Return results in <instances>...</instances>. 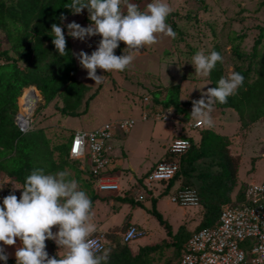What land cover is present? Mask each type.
Listing matches in <instances>:
<instances>
[{"label":"trees","instance_id":"1","mask_svg":"<svg viewBox=\"0 0 264 264\" xmlns=\"http://www.w3.org/2000/svg\"><path fill=\"white\" fill-rule=\"evenodd\" d=\"M150 1L152 0H136V4L141 8V4ZM203 1L199 0V2ZM69 3L71 0H0V32L4 33L10 43L9 48L0 49V173L3 172L6 178H12L20 183L21 188L25 178L34 168H43L46 174H51L60 169L63 171L66 166L71 165L77 179L90 180L91 184L96 183V178L89 166H83L82 159L72 158L70 155L76 130L67 127L72 129L71 138L68 140L67 135L61 139L59 138L61 128L52 127V124L36 128L31 116L30 127L26 132H22L16 119L19 112L18 97L22 95L24 89L31 86L36 87L40 93L39 98L44 106L43 113L47 107H51L60 112L59 114L63 117H78L85 114L90 101L101 88L98 86L95 91L90 92V87L77 77L78 60L72 52L78 51H74L64 22L59 19L61 14L66 17L72 14L64 7ZM84 13V21L89 24L86 9ZM173 14L175 12H171L166 22H170ZM176 14L180 16V12ZM53 23L61 24L65 32L68 53L64 56L58 54L52 43L51 35L54 34L51 32V25ZM170 23L174 29H179L176 22ZM257 29L259 33L251 52L241 53L233 49L237 58L246 63L244 69L238 68L236 71L245 77L243 87L236 95L228 97L227 103L215 104L220 108L235 109L239 113L243 127L245 125L243 110L250 111L249 117L252 122L264 118V26L257 25ZM243 36L237 35L236 39ZM123 48L124 43L120 42V46L115 51L121 52ZM212 50L223 56L219 44L214 45ZM222 76H224V64L218 62L209 75L212 87H216L217 81ZM181 85L182 83H176L155 91L153 104L159 103L166 109L174 107L177 111H181L178 109L182 107V109L189 108L192 101L180 100ZM21 101L24 105V93ZM240 103L246 107L240 106ZM62 127L66 129L65 126ZM230 143L229 136L217 133L210 128L204 129L199 146L193 144L188 152L180 157V168L174 177L163 180L167 182L166 189L178 184L181 188L197 191L200 198L198 206H202L203 215L193 230L183 223L174 231L157 209L156 198L151 196L153 206L147 210L151 209L150 212L165 226L167 237L156 243L134 247L124 242L119 235L122 229H126L131 224L129 221L123 223V226H112L106 233L97 232V234L105 233L107 238L108 244L104 250H110L108 264H172L173 261V264H176L193 233L203 227L212 226L218 220L222 205L227 203L236 205L243 200L249 185L247 182L241 185L234 199L231 195L237 185L239 160L230 153ZM218 150H221L219 156L209 155ZM171 158L174 159V156L171 155ZM110 163L111 161L108 162L107 167ZM139 180L141 183H138L143 186L142 179ZM143 189L145 193L149 192L144 186ZM129 190L126 195L119 196L120 200L129 202L132 206L142 207V201L136 200L134 193L129 195ZM88 196L93 204L97 194L91 193ZM138 227L141 228L139 225ZM50 257L59 258L63 255L55 251ZM0 264L5 262L0 260ZM7 264H16V259L8 258Z\"/></svg>","mask_w":264,"mask_h":264},{"label":"rangeland","instance_id":"2","mask_svg":"<svg viewBox=\"0 0 264 264\" xmlns=\"http://www.w3.org/2000/svg\"><path fill=\"white\" fill-rule=\"evenodd\" d=\"M131 2L136 3V0H131ZM151 2L153 0L149 3ZM166 2L172 7V12H175V14L171 15L170 22H176L179 28L176 30L171 26L170 22H167L177 33L175 39L164 34H157L158 42L153 45H146L143 50H146L147 53L137 54L134 62L123 72L111 71L104 73L103 70L97 69V74L102 75V82L99 84H96L88 78L87 70L82 69L79 63L77 64L79 66L77 77L90 87V92L95 91L98 86H101L98 94L91 102V108L87 116L80 115L77 118L70 116L63 117L60 115L59 118H55L54 115L57 112L51 107H47L44 111L45 113H43L44 106L41 100L30 115L33 117L36 128H42L52 124V127L56 126L61 128L59 138L62 139L68 135V140L71 138L72 129H65L60 124H65L70 128L90 130L112 120L126 118H133L135 120L133 128L124 137H128L127 140L120 142L121 145L116 148L123 155L121 159H114L113 152L115 149L108 152L111 163L123 161V167L118 166L116 170L108 172L119 179L122 185L119 190L102 191L97 187L96 183L93 182L91 184L90 180L86 181L83 179V184V180L76 178L72 165L66 166L64 169L69 171L72 178L78 181L80 189L86 191L88 195L91 193L97 194V198L92 204L90 216L95 219L102 218L106 214H109L111 208L114 207L115 211L112 212V217H108V219L123 221L124 216H130L133 219H138L140 224L147 227L148 232L144 237L130 243L134 247L161 241L167 237L166 228L150 212L151 209L147 210V208L151 207V199L141 200L142 207H144L143 209L136 210L137 206H132L129 202H126L125 206L120 207L119 196L126 195L129 189H143V186L139 184L141 180H137L141 176L142 183L146 189L151 190L147 171L159 157L168 153L167 148H163L164 143H170L175 138L183 137L182 132L184 134L185 132L188 133V126L184 125V123L189 120H195L190 116L191 109L188 107L182 110L183 116H180L176 120L164 118V114L161 112L151 113L153 110L150 112L149 108H151V100L154 101L153 99L156 95L154 92L172 84L182 83L181 81L184 80L182 90L184 98L190 101L200 99L201 88L206 91L207 88L212 87V83L209 80V76L204 77L195 73V69L190 63L192 56L197 51H204L205 54H208L214 45L219 44L223 52L224 76L226 77L231 71H237L238 68L244 69L246 67V63H243L237 58L233 49L235 48L241 53L251 52L254 41L259 33L257 25L264 26V0H204L203 2H199V0H166ZM149 3L141 4V10H146L147 4ZM179 12L180 16L176 14ZM84 15V11L78 15L72 13L67 16L64 25L66 26L68 22L73 20L79 23ZM81 25L86 26L84 23ZM237 35L244 36L243 38L236 39ZM100 39L101 37L99 35L87 39L84 42V51L91 54L96 49ZM9 46L10 43L4 33L0 32V49H6ZM123 49L121 52H117L115 49L114 52L116 55H121ZM26 90L29 92L32 89L28 88ZM144 92H147L149 95L150 107L142 106V101L140 103V99H143ZM22 95L18 97L17 103L19 112L22 111L23 113L24 105L21 101ZM240 106L246 107V105L241 103ZM140 107L143 110H140ZM217 109L220 110L219 107L214 106L213 111ZM227 110L230 111V116L225 120L227 122L226 129L230 132L223 133L229 134L228 136L231 138L229 151L233 154L232 156H235L239 160L237 185L231 193L234 199L241 185L244 183L241 181L239 170L243 175L246 174V177H251V179L256 177L258 181L264 180V118L252 122L249 117L250 111L243 110L245 118L243 121L245 125L243 127L239 113L233 108ZM143 111L148 114L146 120L142 118ZM218 113H211V115L216 129L220 131L221 126L224 127L225 125L222 121L225 115ZM58 119L64 120L65 123H60ZM153 131L154 133H152ZM220 151H213L209 155L219 156ZM82 161L85 164V160ZM59 171H62V169L51 174ZM1 176L3 177H0V185L4 184L3 187L13 188V185H15L17 188H21V184H17L12 178L8 179L5 175ZM9 180L10 182H8ZM158 190L159 188L157 187L155 191ZM16 191H19V189H16ZM137 191L136 196L139 193ZM130 193L133 194L135 191H131ZM159 193H162L163 196H160L157 208L162 218L174 231H176V228L181 223H186L189 219L193 218L194 212H196L195 217L198 220L193 218L190 220V223L188 222L189 225L187 226L191 230L197 226L196 221H199L203 215L202 206L182 207L168 200V196L171 195L172 190L167 192V194L163 190ZM144 219L148 220L146 221ZM52 244L46 242V250L49 256L51 253L59 250L57 245L54 247ZM107 244L108 241H106ZM6 247L9 249L12 248L7 245ZM63 249L62 255L64 256L68 250L66 248Z\"/></svg>","mask_w":264,"mask_h":264},{"label":"clouds","instance_id":"3","mask_svg":"<svg viewBox=\"0 0 264 264\" xmlns=\"http://www.w3.org/2000/svg\"><path fill=\"white\" fill-rule=\"evenodd\" d=\"M64 7L74 15L82 14L86 9L90 20L87 26H82L74 20L68 22L66 24L68 36L81 42H86L88 38L96 35L101 37L96 49L91 54L84 50L72 52V55L78 60L79 66L87 70V77L96 84L102 82V75L97 74V69L103 70L104 73L123 72L134 62L137 54H140L146 45L158 42L157 34H164L173 39L177 35L166 22L173 11L166 0H153L147 4L146 10H141L140 6L131 0H71V3ZM59 19L64 22L67 17L61 14ZM51 32L54 34L51 35L52 43L58 54L66 55L68 53L66 35L61 24L53 23ZM120 42H123L125 47L121 55H116L114 50L120 46ZM223 59V56L215 50L208 54H205L204 51H197L192 56L190 63L197 75L207 77L218 62L223 63ZM244 80L245 77L241 73L233 70L226 77L222 76L217 81L216 87L207 88L206 91L201 88V98L192 100V105H189L190 116L195 121L188 124L189 128L201 134L200 141L195 143L194 139L188 136L175 139H188L191 142L190 148L193 144L199 146L203 130L214 127L211 113L215 104L227 103V98L236 95L238 90L243 87ZM145 97L149 100V96ZM145 97L144 101L146 102L148 100H145ZM160 112L166 116H163L164 118H168V111L159 110L151 113ZM18 116H22L21 112H18L16 119ZM147 117L148 114L143 116V119ZM28 118L31 124V116ZM197 121H201L202 125L195 126ZM213 130L215 131V129ZM172 142L173 140L167 146L169 157L160 161H175L177 159L180 162V157L190 149L178 157L169 151ZM171 155L175 160L171 158ZM160 161L158 160L156 164ZM156 164L151 168V171ZM151 171H147L148 176ZM165 181H155L151 190L159 187L158 184L166 186L167 182ZM14 182L20 184L17 181ZM3 186L4 184L0 185V191L7 190L9 192L0 204V242H2L0 260L5 264H7L9 254L3 245L14 246L17 239L21 242V246L17 247L15 251L16 264H108L110 250L105 251L98 247L97 241L92 239V236L97 233H95L96 225L89 222L92 209L91 198L86 191L80 189L78 181L71 177L69 171L46 174L43 168H34L25 178L22 188H17L15 185L13 188ZM20 189H22L21 192ZM130 192L129 195L132 194ZM134 194V198L138 200L139 193L136 196L135 191ZM54 227L57 228L55 232L53 231ZM122 233H120L121 237ZM131 235L132 233L129 232V236ZM47 240L54 241L59 249L66 248L68 250L66 255L59 258L50 257L46 250Z\"/></svg>","mask_w":264,"mask_h":264},{"label":"built area","instance_id":"4","mask_svg":"<svg viewBox=\"0 0 264 264\" xmlns=\"http://www.w3.org/2000/svg\"><path fill=\"white\" fill-rule=\"evenodd\" d=\"M145 100L148 98L145 97ZM17 124L20 131L26 132L30 127V119L18 116ZM134 124L133 118L119 119L108 121L95 129H78L74 133L70 155L87 162L83 166H89L97 187L102 191L120 189L119 179L107 172L110 161L107 154L113 150V140L124 138ZM201 125V121L195 123V126ZM190 146L188 139H175L169 151L179 157ZM179 163L177 159L158 162L148 176L150 187L157 180L174 177ZM8 194L7 190L0 191V204ZM143 197L139 194L137 199ZM170 199L181 206H197L200 203L197 191L191 188H176ZM145 234V230L132 223L123 231L122 240L131 243ZM92 239L97 241L98 247L105 249L104 233L95 234ZM176 264H264V181L249 183L245 197L236 205H222L218 220L212 226L193 233Z\"/></svg>","mask_w":264,"mask_h":264},{"label":"crops","instance_id":"5","mask_svg":"<svg viewBox=\"0 0 264 264\" xmlns=\"http://www.w3.org/2000/svg\"><path fill=\"white\" fill-rule=\"evenodd\" d=\"M80 24H82V23H84V25H88V23H86L85 21H84V16H83V19L79 22ZM66 27V26H65ZM66 30H67V28H66ZM89 39V38H88ZM71 42H72V44H73V49H74V51L75 50H77L78 52L80 51V50H84V42H81L80 40H78V39H73L72 37H71ZM89 42H90V44H91V41L89 40ZM145 53H147V51L146 50H141V53L140 54H145ZM79 69V68H78ZM181 79H182V77H181ZM182 82V85H181V91L183 90V82H184V80H182L181 81ZM186 83H188V82H186ZM39 92V91H38ZM40 94V93H39ZM184 93L183 92H181L180 93V100L181 101H185V100H187V99H184ZM145 96H149L148 95V93L147 92H144V95L142 96L143 97V99L141 100L140 99V103H141V101H142V106H144V107H146V106H149V101H150V99L148 100V101H144V97ZM141 97V98H142ZM94 99H92L91 101H90V105H89V108H88V111L85 113V114H82V115H88V113H89V110H90V108H91V102L93 101ZM139 103V104H140ZM154 102L151 100V108H149V110L150 111H152L153 110V112H158L159 110H164V111H168V118L167 119H170V118H172V119H179L180 118V116H183V113H182V110H184V109H178V110H181V111H177L174 107H170V108H164L161 104H159V103H157V104H153ZM20 104V103H19ZM183 105H185V104H183ZM20 106H21V104H20ZM23 106V105H22ZM150 107V106H149ZM227 109H230V108H220V110H214V111H216V112H214V111H212V113H217V112H219L218 114H221V115H225L224 117H223V119H222V121L224 122V127H225V129H224V127L223 126H221V129H220V131L219 130H217L216 129V126L214 125V127H215V131H217V132H220L221 134H226L227 136L229 135V134H227V133H223V132H230V131H228L227 129H226V125H227V122L225 121L226 120V118L227 117H229L230 116V111L229 110H227ZM54 110V109H53ZM140 110H143L141 107H140ZM156 110V111H155ZM31 112H32V110H28L27 112H23L22 113V111H21V114H23V115H25V116H27L28 114L29 115H31ZM55 112H57L56 110H55ZM145 111H143V113H144ZM175 115H174V114ZM180 113H182V114H180ZM144 114H146V113H144ZM144 114H143V116H144ZM60 115L61 114H59L58 112H57V114H55L54 115V117L55 118H59L60 117ZM143 116H142V118H143ZM78 118V117H77ZM148 118V117H147ZM146 118V119H147ZM240 118V117H239ZM146 119H144V120H146ZM58 121H60V123H65V121L64 120H60V119H58ZM193 120H189V121H186V123H184V125H186V126H188V124H190L191 122H192ZM195 121V120H194ZM62 125V124H61ZM62 126H65L66 128H67V125H62ZM68 128H70V127H68ZM73 130H78V129H83V128H72ZM152 133H154V131L152 132ZM196 134H198L197 136H196ZM182 135L184 136V137H192L193 139H194V142L195 143H198L199 141H200V138H201V134L199 133V132H197L196 130H193V129H191V128H189L188 127V133L187 132H185V134L182 132ZM152 136V135H151ZM178 137V136H177ZM230 137V136H229ZM127 138L128 137H126V138H124V139H121V138H116L115 140H113V150H114V152H113V157H114V159H116V160H120L121 159V157L123 156V155H121L120 154V151H119V149L118 150H116V148L118 147V146H120L121 145V143L120 142H122L123 140H127ZM162 143H164V141H162ZM168 144H169V142H165L164 143V145H163V148L164 149H166L167 148V146H168ZM167 150V149H166ZM123 152V151H122ZM107 156H109L108 154H107ZM165 157H169V154L167 153H165V155H164ZM164 156H162V157H159L158 159H157V161L159 160H162V159H164L165 157ZM110 161H111V159H110ZM156 161V162H157ZM122 162V163H121ZM156 162L155 163H153L150 167H149V169H148V171L156 164ZM118 166H122L123 167V161H119V162H112V163H110V166L108 167V172H112V171H114V170H116V167H118ZM131 166L132 167H134L133 166V164H131ZM261 171V170H260ZM239 175H240V177H241V181H243V182H247V183H250V182H256V181H258L257 180V178L255 177V178H252L251 179V177H246V174H242L241 172H240V170H239ZM1 175H5L3 172H1L0 173V177H3V176H1ZM132 179V178H131ZM140 178L138 177L137 178V180H139ZM251 179V180H250ZM262 181V180H261ZM159 185V190L158 191H155V190H150V189H147V190H149V192L148 193H145V191H144V189H138V190H141V191H137V192H139V194H142L144 197L141 199V200H144V199H151V207L153 206V204H152V198L153 197H151V196H154L155 198H156V207H158L157 205H158V200L160 199V196H163V194L161 193H159L161 190H163L166 194H167V192H170V190H172V192L176 189V188H178L179 187V185L178 184H174L171 188H169V189H166V187H165V184H158ZM172 194V193H171ZM170 196L171 195H169L168 196V200L169 201H171L170 200ZM121 201V200H120ZM119 201V206L120 207H123V206H125V203L126 202H120ZM112 207V206H111ZM139 206H137L136 207V210L137 209H143L142 207H140V208H138ZM147 207H149V206H147ZM150 207V208H151ZM182 207H185V206H182ZM146 208V207H145ZM158 209V208H157ZM92 210V209H91ZM159 210V209H158ZM115 211V208L114 207H112L111 208V211H110V213L109 214H106L105 216H103L102 218H97V219H95V218H93L92 216H90V223H93V224H95L96 225V232L95 233H97V232H105L106 233V231H108V230H110V228H112V226H114V225H122V223H126V222H130V223H135V224H138L139 226H141V229H143V230H145L146 231V233L148 232V229H146L147 227L145 226V225H142V224H140V221L138 220V219H133L132 217H130V216H124L123 217V221H118V220H116V219H108V217H112V212H114ZM121 212V211H120ZM195 213L196 212H194V217L193 218H196V220H198L197 219V217H195ZM91 214V213H90ZM129 214V213H128ZM193 218H191V219H189V223H190V220H192ZM144 220H148V219H144ZM188 222H186V224L187 225H189L188 224ZM199 223V221H196V224H198ZM181 224H183V223H181ZM180 224V225H181ZM137 225V226H138ZM178 225V224H177ZM179 225V226H180ZM178 226V227H179ZM177 227V228H178ZM176 228V229H177ZM57 230V228H53V231L55 232ZM123 230V229H122ZM123 231H120L119 233H122ZM120 236H121V234H120ZM109 240V239H108ZM46 242H48V243H50V244H52V242H53V246L55 247L56 246V244L54 243V241H52V240H47ZM0 245H2V242H0ZM19 245L21 246V242L19 241V239L17 240V243H16V245H14V246H9V247H12L11 249H9V248H7L6 247V245H5V247H4V245H3V247L5 248V250H6V252L9 254V258H15L16 259V257H13V256H15L14 254H15V251H16V248L17 247H19ZM13 249V250H12ZM9 251H12V252H9ZM62 251H64V249L63 248H61V249H59V250H57V252L60 254V255H62ZM53 253H51V255H52Z\"/></svg>","mask_w":264,"mask_h":264},{"label":"bare ground","instance_id":"6","mask_svg":"<svg viewBox=\"0 0 264 264\" xmlns=\"http://www.w3.org/2000/svg\"><path fill=\"white\" fill-rule=\"evenodd\" d=\"M36 95L39 97L38 91H33V90H31L29 92L27 90L24 91V110H23L24 112H27L28 110H33ZM29 116L30 115L23 116V117H29ZM9 252H11V251H9Z\"/></svg>","mask_w":264,"mask_h":264},{"label":"water","instance_id":"7","mask_svg":"<svg viewBox=\"0 0 264 264\" xmlns=\"http://www.w3.org/2000/svg\"><path fill=\"white\" fill-rule=\"evenodd\" d=\"M32 89L33 91H38V89L36 88V87H34V86H31V87H29V89ZM40 100V98L36 95L35 96V103H34V106H35V104H37L38 103V101Z\"/></svg>","mask_w":264,"mask_h":264}]
</instances>
